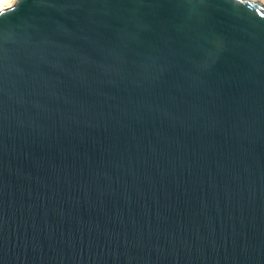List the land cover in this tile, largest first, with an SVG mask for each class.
Listing matches in <instances>:
<instances>
[{"label": "water", "instance_id": "obj_1", "mask_svg": "<svg viewBox=\"0 0 264 264\" xmlns=\"http://www.w3.org/2000/svg\"><path fill=\"white\" fill-rule=\"evenodd\" d=\"M0 264H264V6L0 16Z\"/></svg>", "mask_w": 264, "mask_h": 264}, {"label": "snow or ice", "instance_id": "obj_2", "mask_svg": "<svg viewBox=\"0 0 264 264\" xmlns=\"http://www.w3.org/2000/svg\"><path fill=\"white\" fill-rule=\"evenodd\" d=\"M17 3L15 0H0V16H4L7 13L15 10Z\"/></svg>", "mask_w": 264, "mask_h": 264}, {"label": "bare ground", "instance_id": "obj_3", "mask_svg": "<svg viewBox=\"0 0 264 264\" xmlns=\"http://www.w3.org/2000/svg\"><path fill=\"white\" fill-rule=\"evenodd\" d=\"M249 1L256 2L264 6V0H249Z\"/></svg>", "mask_w": 264, "mask_h": 264}, {"label": "clouds", "instance_id": "obj_4", "mask_svg": "<svg viewBox=\"0 0 264 264\" xmlns=\"http://www.w3.org/2000/svg\"><path fill=\"white\" fill-rule=\"evenodd\" d=\"M15 2H16V3H18V2H19V0H15Z\"/></svg>", "mask_w": 264, "mask_h": 264}]
</instances>
